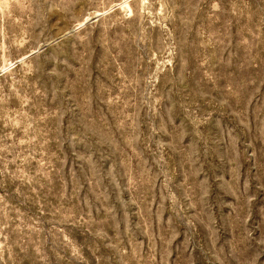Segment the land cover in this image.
Instances as JSON below:
<instances>
[{
  "label": "rangeland",
  "instance_id": "374dc122",
  "mask_svg": "<svg viewBox=\"0 0 264 264\" xmlns=\"http://www.w3.org/2000/svg\"><path fill=\"white\" fill-rule=\"evenodd\" d=\"M0 264H264V0H0Z\"/></svg>",
  "mask_w": 264,
  "mask_h": 264
}]
</instances>
